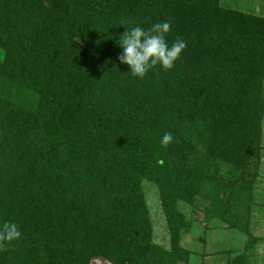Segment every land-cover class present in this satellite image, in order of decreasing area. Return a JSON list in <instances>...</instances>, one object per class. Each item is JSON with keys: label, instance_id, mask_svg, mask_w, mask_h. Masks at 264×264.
I'll list each match as a JSON object with an SVG mask.
<instances>
[{"label": "trees", "instance_id": "trees-1", "mask_svg": "<svg viewBox=\"0 0 264 264\" xmlns=\"http://www.w3.org/2000/svg\"><path fill=\"white\" fill-rule=\"evenodd\" d=\"M163 21L186 49L133 78L123 25ZM263 152L264 15L222 0H0V221L22 232L0 264H190L196 220L253 238Z\"/></svg>", "mask_w": 264, "mask_h": 264}, {"label": "rangeland", "instance_id": "rangeland-1", "mask_svg": "<svg viewBox=\"0 0 264 264\" xmlns=\"http://www.w3.org/2000/svg\"><path fill=\"white\" fill-rule=\"evenodd\" d=\"M233 9L264 15V0H222ZM261 171V170H260ZM143 188L154 230V242L163 248L170 247L167 223L161 208L157 187L144 182ZM253 206L251 231L253 238L240 230L230 229L218 220L209 224L194 221L191 232L185 235L182 245L193 253L190 264H227L239 253H248L250 264H264V177L257 182ZM189 220L191 208L180 202L178 206ZM256 240L254 246L251 245ZM96 264H104L96 262Z\"/></svg>", "mask_w": 264, "mask_h": 264}, {"label": "clouds", "instance_id": "clouds-1", "mask_svg": "<svg viewBox=\"0 0 264 264\" xmlns=\"http://www.w3.org/2000/svg\"><path fill=\"white\" fill-rule=\"evenodd\" d=\"M123 26L126 31L117 40L121 49L118 59L120 63L127 65V73L136 79L143 80L157 66L165 71L171 70L187 47L183 39L169 44L166 36L171 29L170 21L157 22L148 29L139 25ZM172 141V134L165 133L160 142L167 147ZM20 239L22 232L16 222L0 221V251Z\"/></svg>", "mask_w": 264, "mask_h": 264}, {"label": "crops", "instance_id": "crops-1", "mask_svg": "<svg viewBox=\"0 0 264 264\" xmlns=\"http://www.w3.org/2000/svg\"><path fill=\"white\" fill-rule=\"evenodd\" d=\"M260 175L261 176H260L259 180L264 177V152H263V156H262V165H261Z\"/></svg>", "mask_w": 264, "mask_h": 264}]
</instances>
